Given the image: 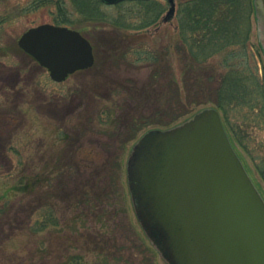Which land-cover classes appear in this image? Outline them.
<instances>
[{"label":"rangeland","instance_id":"1","mask_svg":"<svg viewBox=\"0 0 264 264\" xmlns=\"http://www.w3.org/2000/svg\"><path fill=\"white\" fill-rule=\"evenodd\" d=\"M157 1L163 5L157 23L131 29L85 21L70 0H0V264H62L67 259L70 264H166L137 222L125 172L134 141L150 128L165 127L149 125L122 141L111 137L125 129L122 117L152 115L154 105L134 93L147 84L150 67L133 62V53L127 61L119 59L113 45L125 39L135 48L142 43L157 49L176 36L178 0H172V13L169 0ZM100 7L132 24L143 11L133 1ZM59 14L72 20L66 26L90 39L96 56L92 68L55 82L17 39L29 27L58 24ZM250 21V40L264 71L253 14ZM174 69L180 83L177 61ZM253 131L264 139L263 132ZM237 150L264 196V182L250 157ZM112 152L119 166H108L107 176L105 160L114 162ZM85 175L93 179L94 191Z\"/></svg>","mask_w":264,"mask_h":264},{"label":"water","instance_id":"2","mask_svg":"<svg viewBox=\"0 0 264 264\" xmlns=\"http://www.w3.org/2000/svg\"><path fill=\"white\" fill-rule=\"evenodd\" d=\"M252 3L264 49V0ZM17 45L56 82L95 61L92 43L65 25L29 27ZM125 172L137 222L166 264H264V198L215 107L143 132Z\"/></svg>","mask_w":264,"mask_h":264},{"label":"trees","instance_id":"3","mask_svg":"<svg viewBox=\"0 0 264 264\" xmlns=\"http://www.w3.org/2000/svg\"><path fill=\"white\" fill-rule=\"evenodd\" d=\"M70 1L85 21L99 25L118 24L131 29L157 23L163 10L157 0H135L133 2L141 4L143 11L139 22L132 24L121 16H110L101 11V0ZM58 10L63 13L60 6ZM252 14L254 16L252 0H178L176 36L167 38L160 48L151 49L142 43L135 48L125 39L113 45L120 50L119 59L127 61L133 53V62L150 67L147 84L134 93L154 107L148 117H122V128L125 129L111 137L118 140L133 138L136 132L149 125L166 128L181 122L196 109L212 106L220 112L224 128L242 162L237 146L250 157L264 182V139H258L253 131L264 133V71L258 65L260 52L250 40ZM55 22L61 25L73 23L60 14ZM95 50L94 47L96 53ZM174 61L179 67L180 83L175 76ZM164 117L167 120L163 122ZM113 152L114 162L108 156L105 160L107 176L110 174L108 166H119ZM84 174L81 171L77 175L81 178ZM83 179L92 182L90 191H94L93 179L86 175ZM120 256L117 260L121 263L124 259ZM70 263L67 259L62 264Z\"/></svg>","mask_w":264,"mask_h":264}]
</instances>
